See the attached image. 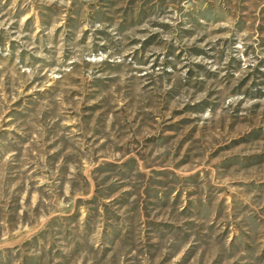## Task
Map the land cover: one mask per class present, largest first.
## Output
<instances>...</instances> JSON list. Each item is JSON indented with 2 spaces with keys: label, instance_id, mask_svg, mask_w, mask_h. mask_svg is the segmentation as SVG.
<instances>
[{
  "label": "rangeland",
  "instance_id": "rangeland-1",
  "mask_svg": "<svg viewBox=\"0 0 264 264\" xmlns=\"http://www.w3.org/2000/svg\"><path fill=\"white\" fill-rule=\"evenodd\" d=\"M0 264H264V0H0Z\"/></svg>",
  "mask_w": 264,
  "mask_h": 264
}]
</instances>
